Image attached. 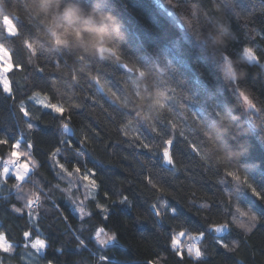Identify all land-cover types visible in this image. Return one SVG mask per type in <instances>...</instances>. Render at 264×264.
Instances as JSON below:
<instances>
[{"label":"trees","instance_id":"1","mask_svg":"<svg viewBox=\"0 0 264 264\" xmlns=\"http://www.w3.org/2000/svg\"><path fill=\"white\" fill-rule=\"evenodd\" d=\"M163 2L166 9L181 20L182 26L151 0H0V13L18 12L30 20V24L25 22L23 27L32 39L36 35L45 42L52 37L57 41L60 37L78 39L82 30H92L103 13H112L118 18L124 37L119 48H101L109 60L89 58L86 70L78 72L79 84L71 81L68 69H57L46 60L45 55L56 53L55 50L43 54L37 50V57L32 59V64H27L28 53L21 41L13 38V42L5 43L13 61L23 60L27 67L10 75L15 100L4 99L0 92V138L7 129L18 134L24 128L26 138L35 145L33 155L37 167L30 173L35 186L31 182L24 185V194L34 198L32 193L44 190L42 206L33 208L32 217L43 233L39 238H48L51 248L36 253L35 249H25L21 244L12 253L0 251L3 264H32L25 261L26 256H32L36 264H91L100 255L107 257L103 264H145L149 259L154 264H264V226L260 224L250 233L232 225L228 237L218 238L229 245L228 249L220 246L209 232L203 240L182 238L185 256L182 262L172 252L169 239L172 232L188 231L196 236L198 229L231 221L232 217L226 213L229 208L234 212L237 204L243 211L251 208L264 219V200L250 190L239 201L233 198L231 205H227L224 193L234 190L235 185L226 188L220 183L224 167L217 160L231 162L239 152L238 166L229 170L239 167L242 181L247 170L248 183L264 196V113L246 109L239 95L244 90L258 108H264V67H261L264 64V11L261 10L264 2ZM218 35L223 36V44L214 42ZM246 47L253 49L260 63H250L243 58ZM113 51L131 65L142 67L147 75L136 76L123 71ZM64 54L71 66V53ZM226 58L232 62L231 70ZM33 65L44 68L43 75L49 77L47 90L40 94L66 108L81 105L73 111L70 126L74 146L80 147L84 156L76 157L74 152L58 144L60 139L67 138L61 135V121L55 119L54 114L37 111L39 106H33L28 99L45 87ZM79 66L77 64L76 68ZM157 68L163 69V74L156 73ZM233 71H237L235 76ZM89 73L105 87L100 89L95 85ZM129 76L132 78L128 79ZM52 81L55 87H51ZM34 84L39 87L34 88ZM108 89L115 91L120 100L114 101ZM155 89L163 91L167 97L165 108L158 114L149 95ZM85 91L99 103L86 100ZM21 101L33 113L36 126L31 132L26 130L19 113ZM122 101L128 109L120 108ZM118 109L131 115L123 117ZM137 110L144 117L156 116L142 120L135 117ZM36 116L40 119L36 120ZM129 119L133 121L131 125H127ZM164 125H167L166 130ZM162 132L164 138L171 135L175 140L172 166L175 171L162 167L154 155L162 153L159 147ZM185 137L200 148L199 155L186 147ZM78 140L83 144H76ZM140 140L148 143L151 150L139 146ZM57 146L68 160H79L92 168L100 186L95 199L89 195L84 201L85 211L94 213L84 229H80L79 214L72 212L74 205L68 199L71 194L79 203L84 199L83 189L77 191L69 184L72 177L66 174L58 177L56 170L49 166L50 152ZM149 177L156 188L148 184ZM12 183L14 180L0 184V232L6 237L10 233V243L20 241L23 231L32 228L28 209H24L23 214L13 212L14 206L23 207L25 201L17 199ZM105 191L110 193V198L104 197ZM123 195L130 197L131 205H111V200ZM160 196L177 208L178 218L167 214L160 222L152 215L151 205L158 203ZM97 203L110 205L107 221L98 213ZM204 204L209 207H201ZM56 205L61 211H57ZM62 215L68 216L66 224ZM100 225L116 233V244L110 247L97 244L94 231ZM76 236L85 239L86 249L76 247ZM193 243L204 253L200 260L193 261L187 255V247ZM57 249L62 251L58 253Z\"/></svg>","mask_w":264,"mask_h":264},{"label":"snow or ice","instance_id":"2","mask_svg":"<svg viewBox=\"0 0 264 264\" xmlns=\"http://www.w3.org/2000/svg\"><path fill=\"white\" fill-rule=\"evenodd\" d=\"M11 6V5H8ZM194 11H195V6ZM264 11V9H261ZM0 40L4 42H0V92L4 94V99H12L15 100V94L13 89V82L10 79V75L14 73L15 70H24L27 67V64H32V59L37 57V49L34 46L32 35H30L27 31H25L23 24L26 22L30 24V20L25 19L21 14L18 12L16 14H8V13H0ZM189 26H191V22L189 21ZM259 35V33H257ZM13 38L17 41L22 42L23 48L28 53V61L27 64L23 60L13 61L12 54H10L9 48L5 46V43L13 42ZM57 43H63V41L59 40ZM42 54L43 52L40 51ZM72 55V65L69 66L68 60L65 58L64 52H56L52 54L45 55L47 61L54 63L55 68L61 69L66 68L69 71L70 79L73 82L79 84V77L78 71L76 68L77 64L85 62V57L78 55V54H71ZM112 55L115 57L117 62H121L122 57L121 55H117L115 51L112 52ZM243 58L247 61H256V56L254 55V51L251 47H246L243 50ZM258 62V61H257ZM226 65L228 66L229 70L232 69V62L227 60L226 58ZM264 67V64L261 65ZM35 71L39 72L40 80L44 81L45 87L40 88L39 92H34L32 95L28 97L30 101L33 102V106L38 105L37 111H45L47 114H54V118L61 121L60 127L62 128L61 135L64 136L65 134H70L67 138L60 139L58 141L59 145H63L64 149L69 152H74L76 157H82L85 155V152L81 150L80 147H75L73 143L72 137L74 133L72 132L70 121L72 119L73 111L76 108L81 107V105L76 104L71 106V108H66L59 103L51 102L47 95L44 96V99H40V93L45 92L48 87L49 77L43 75L45 69L39 67L37 65H33ZM123 68L126 69L127 73H135L136 76L143 75L144 69L137 64H132L129 66L127 63L123 61ZM233 76L237 74V71L232 72ZM89 78L94 81L95 85H98L100 89H103L105 86L101 83L100 79L97 77L91 76L89 73ZM132 77L129 76L128 79ZM34 88L39 87L38 84L33 85ZM51 87H55V81L51 82ZM89 87H93L92 84H89ZM19 91V89H17ZM111 93V97L114 98V101L120 100V97L117 95L115 91L108 89ZM240 97L242 98L245 106L249 109H255L257 113H264V108H258L257 104L250 99L249 95L246 94L244 90L239 92ZM52 99H55L53 97ZM85 99L89 101H95V103H99V100H95L93 96H88L87 92L85 91ZM121 109H128L129 106L122 101L120 104ZM119 115L123 117H127L131 115L128 112L120 111ZM19 113L22 114V122L26 126V130L31 132L35 128V124L33 123V113L32 111L25 106L24 102L21 101L19 104ZM194 116H197L196 113H193ZM219 115V113H217ZM135 117L140 119V113L135 112ZM36 120H39L40 117L36 116ZM146 120V119H142ZM201 119L199 118V123H201ZM132 120L129 119L127 125L132 124ZM127 125H125L127 127ZM151 126V125H150ZM165 130L167 129V125L163 126ZM174 127V126H173ZM258 127V125H257ZM152 130L155 132V126H152ZM19 135V138H18ZM162 139L160 148L162 149V153H154L157 155L158 160L161 162V166L166 165H174V152L176 151V143L174 138L169 135V138H164L165 133H160ZM137 140L140 139L139 136L136 137ZM186 143V147L191 148V152L199 155L200 148L192 143V141H188L187 137L184 138ZM203 143V141H201ZM76 144L82 145L83 141H76ZM144 149L151 150V146L140 140V145ZM34 149L35 145L30 142L25 136V129L21 128L19 133L17 134L16 131L13 129H7L3 135V138H0V157L6 155V158L0 159V184H8L10 180H14V183L11 184V187L16 190L17 199L23 200L25 203L23 207H13V212L18 214H23L24 209H28V217L29 223L32 224L31 230L23 231V236L20 241H16L13 243H9L8 239H10V233L6 237L4 232H0V251L3 253H12L14 252L20 245L22 244L25 249L31 247L35 249L36 253H40L42 250L48 251L51 248V244L48 238L41 239L39 238L43 233H41L39 226L34 223V218L32 217V210L34 207L42 206L41 205V196L44 195V190L41 188L39 189V193H32L34 198H29L27 194H24V185L28 184L29 182L33 183L35 186V182L32 181L30 173L37 167V162L34 159ZM239 152L235 159L231 162H221L224 167L223 172V179L220 181L221 184L225 185L227 188L229 185H235L234 190L225 191V195L227 196V205L230 206L233 198L236 200H240L242 196H246L247 192L250 190L254 196L257 198L264 200V196L261 195V191H257L252 184L248 183V173L247 170L244 171V180H241V176L239 174V167L236 170H229L232 166H238L239 160ZM60 157V158H58ZM49 166L56 170V175L58 177L63 176L66 174L67 177H72L69 180V184L76 188L77 191L83 189L84 199L79 200L77 203L76 199L72 198L70 194L68 199L71 200L74 207L72 208V212L79 214V220L81 222L80 229H84L85 225L88 226V222L93 216V212H85V200L89 199V194L93 192V190L98 189L100 186L97 183L95 178V172L92 168H87L86 165L82 164L79 160L75 162L68 160L67 157L63 155L61 147L57 146L54 150H51ZM62 159L65 162H61ZM201 159H204L201 156ZM71 169V170H70ZM171 171H175V167L170 169ZM75 174V175H74ZM219 174V173H218ZM230 178V179H229ZM233 182H235L233 184ZM148 184L152 186V188H156L157 185L153 183V180L149 177ZM105 198H110V193L105 191L104 192ZM92 199H95V196H92ZM115 203L120 204H129L131 205L132 201L128 195H123L119 199L111 200V205ZM57 211H61L59 205L55 206ZM95 207L99 210L100 213L105 221L108 220L110 205L100 204L97 203ZM203 208L209 207L207 204L201 205ZM177 208L171 206V204L164 199L163 196L158 198V203H153L151 205V212L157 218L162 217L163 215L171 214L173 218H178L177 215ZM226 215H230L232 217L231 221L219 224V225H208L205 230H197L198 235L193 236L190 235L188 231H180V232H172L170 234V247L172 252L175 256L179 257V261L182 262L185 258L184 256V247L181 238H187L190 241H197L203 240L207 232H215V233H225L227 232L232 225L243 229L245 233H250L254 228L257 227L258 224L264 226V219L258 216L255 212L249 208L247 211H243L239 204L235 207V211H229ZM246 218V219H245ZM61 219L64 223H67L68 216L62 215ZM79 229V230H80ZM67 231L75 233L76 230H71L70 228H66ZM35 236V239L33 237ZM95 239L99 241L101 245L110 243L116 240V233L106 229L104 226H96L94 231ZM217 243L220 244L223 248L228 249L229 245L224 243L222 239H218ZM76 247L86 249L85 246V239L81 238L80 236H76ZM231 250V249H229ZM58 253L61 252V249L56 250ZM187 255L191 260L196 261L200 260V258L204 255L201 251L200 247H198L195 243L189 244L187 247ZM107 260V257L104 255H100L97 259L93 260L91 264H103L104 261ZM0 264H3V261L0 260ZM51 264V262H49ZM145 264H154V261L149 259L146 260ZM203 264V262H201Z\"/></svg>","mask_w":264,"mask_h":264},{"label":"clouds","instance_id":"3","mask_svg":"<svg viewBox=\"0 0 264 264\" xmlns=\"http://www.w3.org/2000/svg\"><path fill=\"white\" fill-rule=\"evenodd\" d=\"M123 38L124 37L121 32V25L118 21V18L112 13H103L92 26V30H82L78 39L73 37L71 39L65 40L63 37H60L59 39L63 41V43L58 44L56 37H52L45 42L39 35H36L33 36V43L37 50L44 53L55 50V52H68L85 57V62L80 63L79 68H77L78 71L84 72L88 66L87 61L89 58L109 60L110 57L102 53L101 48H119ZM81 41H83V43H81ZM214 42L217 44H223V36L218 35L214 37ZM163 71V69L157 68L156 73L163 74ZM144 75H147V72L144 71L143 75L141 76ZM149 95L152 97V104L156 108V113L158 114L165 108L167 97L163 91L158 89H155ZM139 108L140 105H137V109ZM136 112L140 113L141 118L146 120H151L156 116L155 114L150 117H144L141 115L139 110ZM217 160L218 162H223L219 159Z\"/></svg>","mask_w":264,"mask_h":264},{"label":"water","instance_id":"4","mask_svg":"<svg viewBox=\"0 0 264 264\" xmlns=\"http://www.w3.org/2000/svg\"><path fill=\"white\" fill-rule=\"evenodd\" d=\"M152 2H154L158 7H160L161 9H163V10H166L167 11V13L174 19V20H176L177 21V23L180 25V26H182V22H181V20H179L173 13H172V11H169V10H167L166 9V7H165V4H164V2H163V0H151ZM261 1H263L264 2V0H261ZM123 61H124V63H127L129 66H131V64L128 62V61H126L125 59H122ZM123 61H121V62H118V65L121 67V69L123 70V71H126V69H124L123 68ZM127 72V71H126ZM131 74H133V75H136L134 72L133 73H131ZM141 76V75H140ZM72 129V128H71ZM72 132H73V130H72ZM74 133V132H73ZM66 136H68V135H70V134H65ZM4 157H0V159H3ZM166 166H168V167H170V168H172V166L173 165H166ZM159 221L161 222V217L159 218ZM217 225H219V224H217ZM210 234H211V236H213V237H215V238H226V237H228V235L231 233L230 232V229L227 231V232H225V233H215V232H209ZM117 243V240H114V241H112V242H110V243H107V244H104V245H101L102 247H110L111 245H113V244H116Z\"/></svg>","mask_w":264,"mask_h":264},{"label":"rangeland","instance_id":"5","mask_svg":"<svg viewBox=\"0 0 264 264\" xmlns=\"http://www.w3.org/2000/svg\"><path fill=\"white\" fill-rule=\"evenodd\" d=\"M258 61V63H260V61H259V59H257V57H256V61H249L250 63H253V62H257ZM44 96L45 95H42V94H40V99H44ZM52 102V101H51ZM246 109H249V108H247L246 107ZM96 193H97V189L96 190H93V192L91 193V194H89L91 197L94 195V196H97L96 195ZM86 212V211H85ZM182 239V238H181ZM96 242H97V244L100 246L101 244L99 243V241L98 240H96ZM10 243V242H9ZM25 261H27V262H29V263H32V264H36V263H33V257L31 256V258L30 257H28L27 258V256H26V258H25Z\"/></svg>","mask_w":264,"mask_h":264},{"label":"built area","instance_id":"6","mask_svg":"<svg viewBox=\"0 0 264 264\" xmlns=\"http://www.w3.org/2000/svg\"><path fill=\"white\" fill-rule=\"evenodd\" d=\"M34 208H37V207H34Z\"/></svg>","mask_w":264,"mask_h":264}]
</instances>
